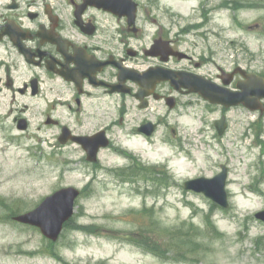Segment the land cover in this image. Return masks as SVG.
<instances>
[{
    "label": "rangeland",
    "instance_id": "obj_1",
    "mask_svg": "<svg viewBox=\"0 0 264 264\" xmlns=\"http://www.w3.org/2000/svg\"><path fill=\"white\" fill-rule=\"evenodd\" d=\"M141 2L165 31L184 40L183 48L208 63L213 59L206 72H214L217 66L230 71L238 64L264 73V0ZM183 99L199 103L196 97ZM222 115L230 125L223 144L203 141L198 152L179 153L169 142H124L121 137L119 143H125L127 154L141 168L156 166V178L166 187L127 182L125 188H106L90 185L83 168L81 174H66V182L78 186L82 197L56 244L39 230L19 226L12 219L53 194L63 169L75 163L88 166L84 154L59 147L56 131L39 133L35 121L32 137L18 134L12 143L0 139V264H264V223L255 219L264 210V117L241 109L206 114L194 105L187 117L173 116L170 123L199 143L197 133L204 120L214 123ZM254 119L256 127L245 138L244 131ZM128 120L133 123L131 117ZM168 134L172 136L171 131ZM132 162L125 160V167ZM253 162L257 169L249 173ZM221 165L229 167L233 182L227 210L184 190L185 180L211 177L221 171ZM140 191H147L146 198L137 194ZM211 208L218 211L213 219L208 216ZM192 243L196 249L186 246Z\"/></svg>",
    "mask_w": 264,
    "mask_h": 264
},
{
    "label": "flooded vegetation",
    "instance_id": "obj_2",
    "mask_svg": "<svg viewBox=\"0 0 264 264\" xmlns=\"http://www.w3.org/2000/svg\"><path fill=\"white\" fill-rule=\"evenodd\" d=\"M144 6L141 0H0V139L12 143L18 134L32 137L37 122L39 133L56 131L61 148L72 147V153H83L88 160L76 141L85 137L97 151L89 168L75 163L63 169L57 189L75 187L65 175L80 173L82 168L90 185L125 188V171L134 173V169L138 176H128L129 183L160 185L156 166L141 168L132 156V164L125 167V137L152 143L171 139L183 151L190 141L170 121L173 116L184 117L185 109L193 105L184 97L201 98L177 89L180 77L198 76L208 87L226 85L233 91L247 81L235 64L227 72L220 66L206 72L213 59L208 63L183 48L184 40L165 31ZM131 71L132 76L134 72L154 75L139 84L128 77ZM255 72L247 70V74ZM158 73L175 79L158 80L154 77ZM201 107L208 114L233 110L206 101H201ZM226 122V128L220 125L225 132L220 139L230 131ZM252 122L245 138L256 127L257 120ZM211 130L213 138L220 136L216 121ZM200 137L207 139V128ZM110 158L113 161L107 165ZM254 169L257 162L248 172ZM145 173L151 176L148 181L142 178ZM231 183L229 179L227 184Z\"/></svg>",
    "mask_w": 264,
    "mask_h": 264
},
{
    "label": "water",
    "instance_id": "obj_3",
    "mask_svg": "<svg viewBox=\"0 0 264 264\" xmlns=\"http://www.w3.org/2000/svg\"><path fill=\"white\" fill-rule=\"evenodd\" d=\"M258 91L249 92L246 90L243 93H231L227 90L207 91L203 84L198 82L193 83L192 90L200 93L205 99H209L213 103L223 104L226 107L237 106L244 103L251 107L250 100L247 99L246 94L257 93V97H264V86L258 82ZM263 88V89H261ZM255 108V107H252ZM224 180L217 177L213 180H206L204 178L190 181L186 184L188 190H194L199 193H204L209 198H212L218 204L227 207V198L224 189ZM79 192L74 189H65L59 191L54 196L47 198L36 210L33 212L16 218L17 221L35 225L41 228L43 234L56 240L62 230L63 224L69 220L73 214V203ZM258 218L264 220V213L257 215Z\"/></svg>",
    "mask_w": 264,
    "mask_h": 264
},
{
    "label": "trees",
    "instance_id": "obj_4",
    "mask_svg": "<svg viewBox=\"0 0 264 264\" xmlns=\"http://www.w3.org/2000/svg\"><path fill=\"white\" fill-rule=\"evenodd\" d=\"M177 244L181 246V245L184 244V243H182V242H177ZM185 245H186V244H185ZM186 246H188L189 248L192 247V248H194V249L197 248V245H196L195 243H192V245H186ZM179 253H182V252H179Z\"/></svg>",
    "mask_w": 264,
    "mask_h": 264
}]
</instances>
